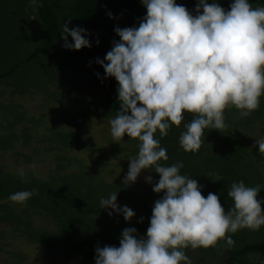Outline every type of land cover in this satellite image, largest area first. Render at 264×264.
<instances>
[{"label":"trees","instance_id":"trees-1","mask_svg":"<svg viewBox=\"0 0 264 264\" xmlns=\"http://www.w3.org/2000/svg\"><path fill=\"white\" fill-rule=\"evenodd\" d=\"M197 2L176 0L194 16ZM215 2L229 10L233 0ZM249 3L264 7V0ZM145 15L140 0H36L35 10L30 0H0V264H36L12 245L17 237L37 244L48 255L95 264L96 247H119L124 228L134 227L138 238L146 236L154 202L163 192L152 191L159 180L154 169L147 170L153 184L122 183L129 159L138 153V142L125 135L117 143L111 132L104 133L122 163L120 175L113 180L99 168L107 155L100 154L94 167H89L74 154L82 149L103 152L86 137L84 128L98 115L109 130L120 101L118 82L105 78L96 60H103L112 42L119 41L114 28L138 27ZM65 23L70 29H85L82 35L92 46L62 47L60 32ZM29 35L34 36L33 44L22 48ZM68 42L72 43L71 36ZM34 100H38L35 106L29 104ZM184 115L180 127L173 125L167 136L155 133L168 155L167 161L159 163L182 162L181 174L196 179L205 198L209 192L217 194L226 212L234 205L227 196L233 182L259 186L257 199L264 210V155L255 145V140L264 138V95L248 117L241 118L235 107L225 109L227 127L205 129L196 153L185 152L179 144L185 124L194 118L191 113ZM20 168L26 173L23 178L17 174ZM217 174L222 179L217 180ZM32 190L35 194L23 205L9 200L11 194ZM113 192L119 206L134 211L130 221L122 213L113 211L109 216L112 210L101 208L100 200ZM227 236L234 245L229 246L225 238L214 247H189L185 254L192 264H264V225L258 231L242 228Z\"/></svg>","mask_w":264,"mask_h":264},{"label":"clouds","instance_id":"clouds-1","mask_svg":"<svg viewBox=\"0 0 264 264\" xmlns=\"http://www.w3.org/2000/svg\"><path fill=\"white\" fill-rule=\"evenodd\" d=\"M140 2L146 15L139 26L114 28L119 41H113L104 59L96 62L104 68L105 78L118 82L119 110L109 121L113 141L127 135L138 142V153L129 159L122 183H134L142 170L154 169L159 180L152 191L163 196L154 202L146 236L138 238L134 227L124 228L119 247H96L95 264H192L185 249L214 247L225 238L232 246L235 241L227 233L242 228L258 231L264 225L262 201L257 199L261 188L233 182L227 196L234 205L226 212L217 194L209 192L205 198L197 180L181 174L182 162L159 163L168 155L155 133L167 136L173 125L180 127L185 113H191L194 118L185 124L179 144L185 152L196 153L205 129L227 127L225 109L235 107L241 118L258 109L264 95V7L233 0L225 10L215 0H198L194 16L176 0ZM30 3L35 10L36 0ZM82 33L86 30L63 24L62 47L90 48ZM255 145L264 155V138ZM17 174L26 175L23 168ZM145 179L152 181L150 175ZM216 179L222 177L217 174ZM34 194L35 190L19 191L9 200L23 205ZM116 201L113 192L100 200L101 208L111 209L109 216L114 211L130 221L134 211Z\"/></svg>","mask_w":264,"mask_h":264},{"label":"rangeland","instance_id":"rangeland-1","mask_svg":"<svg viewBox=\"0 0 264 264\" xmlns=\"http://www.w3.org/2000/svg\"><path fill=\"white\" fill-rule=\"evenodd\" d=\"M31 30V28L29 29ZM28 30V31H29ZM34 36L29 35L25 39V42L22 44V48L28 47L34 42ZM38 103V100L30 101L29 104L35 106ZM107 131L110 132V129H107L105 121L100 118L98 115H93L90 119L89 125L84 128V134L86 137L96 142V145L102 148L103 152H89V149H82L74 154L78 158H82L87 162L89 167H94L93 164L95 160L99 159L100 154L107 155L109 158L105 164L99 166L101 168L104 177L108 180H113L117 178L122 171V163L119 159V154L117 153V148L105 141L104 133ZM98 165V163H97ZM96 165V166H97ZM41 166V164H38ZM39 168V167H38ZM151 176V174L145 169L141 171V174L138 176L137 180H143L146 184H153L155 182L152 177L151 183L147 182L145 177ZM12 245H15L23 254L26 255L27 260H30L36 264H83L81 261H78L73 258L63 257V256H52L44 253L42 249L35 243L28 242L22 237H17L11 241Z\"/></svg>","mask_w":264,"mask_h":264}]
</instances>
